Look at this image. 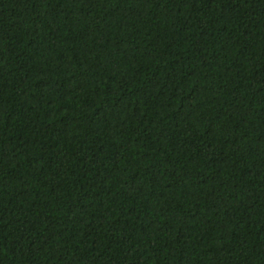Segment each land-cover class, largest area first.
Returning a JSON list of instances; mask_svg holds the SVG:
<instances>
[{
  "label": "trees",
  "instance_id": "trees-1",
  "mask_svg": "<svg viewBox=\"0 0 264 264\" xmlns=\"http://www.w3.org/2000/svg\"><path fill=\"white\" fill-rule=\"evenodd\" d=\"M0 264H264V0H0Z\"/></svg>",
  "mask_w": 264,
  "mask_h": 264
}]
</instances>
